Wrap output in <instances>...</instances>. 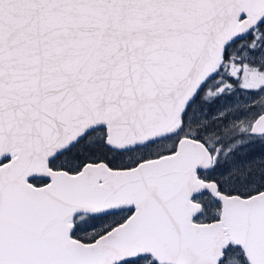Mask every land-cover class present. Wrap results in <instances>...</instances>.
<instances>
[{"label":"snow or ice","instance_id":"snow-or-ice-1","mask_svg":"<svg viewBox=\"0 0 264 264\" xmlns=\"http://www.w3.org/2000/svg\"><path fill=\"white\" fill-rule=\"evenodd\" d=\"M0 264H264V0H0Z\"/></svg>","mask_w":264,"mask_h":264},{"label":"rangeland","instance_id":"rangeland-1","mask_svg":"<svg viewBox=\"0 0 264 264\" xmlns=\"http://www.w3.org/2000/svg\"><path fill=\"white\" fill-rule=\"evenodd\" d=\"M249 151H250V158H256V159L260 158V152H261V146L260 145L254 146Z\"/></svg>","mask_w":264,"mask_h":264}]
</instances>
